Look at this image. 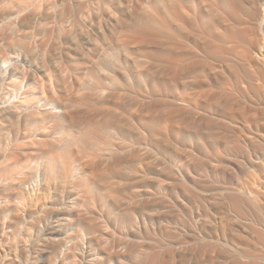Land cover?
Masks as SVG:
<instances>
[{
	"label": "bare ground",
	"instance_id": "6f19581e",
	"mask_svg": "<svg viewBox=\"0 0 264 264\" xmlns=\"http://www.w3.org/2000/svg\"><path fill=\"white\" fill-rule=\"evenodd\" d=\"M21 1H23V0H21ZM73 1L74 0H72V2ZM75 1L73 2V4L75 3ZM93 1H95V0H93ZM105 1H104V3L107 2V1L106 2ZM133 1H135V0H120L119 4L117 3L116 7H114L115 5L113 4L114 9L110 6L111 4L102 5L103 8H104V6H106L105 9L106 10L108 9V13L107 14L104 13V15L100 14L101 17L106 16V18L110 22V23L108 22V25L109 24L111 25V23H112L113 27L112 26L111 27H112V29H114L113 32L116 31L113 33L110 29V32H112L113 34H116V35H117V33L120 34V32L123 34V31L129 32L128 33L129 35H125L122 37L120 35V37H119L120 40L118 41V45L114 49V51L112 49V52H110L109 50H106L107 48L112 47V46L108 45V47H107V44H108L107 43L106 44L107 48L105 47L106 49H104V48H102V46H105V45H102L104 42L101 43L98 40L101 38H103L104 40H107V38L110 39V37L108 36V33H106L102 28H100L101 22L99 23V30L100 29L102 30V32L100 30V33H98L99 31L96 32V29H98V28H96L95 30L90 29V31H88V29L86 30L84 28L85 29L84 32H82V30H84V29L81 28V31H78V28L81 27V24L77 28L78 24H76V21L78 20L77 19L78 16H77V12H76V16H77L76 17L77 20H76L74 18L75 15L73 14V10H72L73 6L70 3V0H51L50 3L46 2V4L49 3L48 4L49 7H48V11L46 10L45 13L43 14V19L48 20V22L50 24L53 23V26H51V28H49V33H47L48 35L45 34V32L44 33L42 32V33L45 35V38L48 37L47 40L50 38L49 36L52 34V32L50 34V31H55L56 35L59 34V37L57 36L59 40H60V38H63V40L68 42L69 47L65 48L67 46L65 44H64L65 47H63V49L65 48V50H68V52H67L68 55H66V52H64L65 50H62V48H61V51L59 49L58 53H57V51H55L53 54L50 52H49L50 54H44V52H43V55H41V56H38L37 55L38 53L34 54L32 52L33 55H31L32 58L30 60V64L26 67V69L24 71L23 68L25 66L22 67V64L13 65L12 64V58H10L9 55H7V54L12 53L13 51H14L13 53L16 54L15 52H17V51H15V48H14V46H16V43L13 47L11 46L12 48H14L13 51H12V49L9 50L12 52L5 53L6 55L4 53H0L1 54L0 55V90L6 91V93H7L6 96L8 95L7 96L8 99L6 98V96H5V98H6L7 102L9 103L7 108L6 107L1 108V110H0V125L5 126V128H6L2 132H0V150L2 149V153H3V156L0 157V173L2 170H5V172H7L6 175H0V187L4 188L2 191H0V196L2 197V200L0 202V222L3 221L2 225H4L6 222V226L0 228V232L4 233V230L11 229L12 233H10V235L12 237H14L15 240L17 238L16 236L19 234L18 236L21 239L24 238V240L26 242H28V243L30 242L29 248L25 247L24 249H21V248L15 246L14 251L17 252L18 254H17V256H15L16 254L14 255L15 258H12L13 261H11L10 264H25V263L35 264V261L34 260L32 261V259L35 258L36 256H34V257H32V256L35 255L34 251H35V249H38V248L40 249L39 251L46 249V251L48 253L45 264H145V261H147V259H148L147 255H145V254H147V250L151 246L148 248V245H146V244H148V242L147 243L143 242V244H141L142 243L141 240L145 236L148 237L151 233V231H149L147 227L149 226L150 229H152V227H153V226L149 225V223H147L146 221L148 220L150 222L149 219H151L150 218L151 212H154V211L157 213L156 214L152 213V215H155L156 216L155 218H157L158 220L161 218L164 219L166 217H169L168 213H171L172 210H171V212L167 211V210H170L172 208V207H170L171 205L169 206L170 209L167 206L168 209L165 210L166 212L165 211L162 212V210H158V208L160 207V205H161V207L164 205V204H162L163 201H161V200L157 201V200H155V198L151 199L152 201L150 200V202H148L149 200L148 201L146 200V202L144 201V204H142L140 206H136L135 201L134 202L131 201L133 204L131 202L128 203L131 199L134 200L139 192L136 190H134V192L131 191L132 197L130 196L131 198L129 200L128 194L130 192L129 193L127 192V194H126V191L123 190L126 184H122V185H124V187L122 186L123 188L121 186H118V188H120V187L122 188V189L120 188V191L117 190V188L112 189L114 191L115 190L118 191L117 196L115 195L116 191L113 192L115 195L114 198H113V196L112 197L108 196V198L109 197L113 198V200H111L112 201L111 204L106 203V204L101 205L102 203H104L106 201H104L105 197L104 198L101 197L102 199L99 197L101 199L100 200L101 202L104 201L102 203L100 201H98L99 203H101L100 207H99V205L94 204L95 198L93 196V193L95 191V187L94 188L88 187V185H87L88 179H90L92 176H89V174H90L89 173L88 174L89 178H87L88 176L84 177L87 175V174L85 175V173H84L86 170L83 172L84 173V175H83V173L81 171H80L81 173L79 172V170L81 168L77 169L78 166L75 165L76 168L74 166V162H75L74 157L76 158V155H77L80 158L81 153L83 151V145H85V143L87 141L92 140L93 137L96 138V137L100 136V134L98 136H95V135H97L98 133H101L103 135V138H104L102 140V141H104V144L102 142H99V145H100V143H102L101 145H102L104 151H102L103 149L101 150L102 147L100 146L99 147L100 151L103 152V153H101L102 156H100V157H102V160H104L107 163L106 164L102 161L103 164H106V168L103 171V174H107V175H104V178H108L109 175H111L113 178L117 179V183L121 182L118 180H123V181L129 180L130 177L132 176V174L136 170V168H135L136 164L142 165L143 164L142 161H144L146 159L150 160L148 158L147 153H146L147 155H144V156L142 155V158L140 157V153H141L140 150H141L142 146H145V144H146V147H144V148H147V146H148L149 148H147V149L151 150L154 148V146H156V143H158V142H156V143L152 142V139L154 137L151 138L150 142L146 141V140H149L148 138L150 136L157 135L159 133V131H158V133H156L157 131L156 132L151 131V132H153V133H151L150 131H148L150 129H148L147 134H146L145 131H143V130H140V132H138L136 130L134 131L131 128L132 127L131 123H133L132 117H134L135 115L131 116L130 115L131 113L127 114L126 111L129 110V111L134 113L135 110L139 109V107H142V106L147 107L146 110L149 109V111H150V109L151 110L156 109L157 112H158L159 106H161V108L164 107L163 108L164 110L168 109V111L171 113V117L169 115V118L172 119L171 123H173L175 126H177V127H173L174 125L172 124V127L169 129L170 132H173V134H175V135L176 134L181 135L180 137H182V141L184 143H188L187 145H189L191 147V150L188 153L190 160H189V162H187V161L186 162L190 164V166H191L190 170L192 169V172H194L193 170H195V174H192V173L188 174L189 176H188L187 182H184L185 184L187 183L188 185L187 184L183 185L184 183L182 181H179V183H178L179 185H180V183H182L183 189L186 190L187 195L189 194L191 196V197H189V200H190V198H192V199H194V201H197L199 203L205 202L206 203L205 206L211 205L212 207H218V209H221V208L224 209L225 208L226 210L230 209V210H234L236 212L241 211L242 213L245 211L247 212V211L252 210V226H251L252 227V233H251L252 234V237H251L252 238V250H251L252 255L251 256H252V264H258L260 262L259 260H264V257H263L264 256V177L261 176L262 173L264 174V0H138L137 3L141 2L138 5H136L137 3L134 4ZM12 2H14V0ZM15 2H14V4H15ZM24 2H26V1L25 0L23 2L19 1L17 3V5L24 6V4H20V3H24ZM86 2H87V0H85V1L82 0L79 3L77 2L80 5V6L79 5L78 6L80 8H82V10L79 11L80 14L82 11L85 12V10H83V9L85 8L84 4H86ZM88 2H89V0H88ZM111 2H112V0H111ZM10 3L11 2H9L8 4H10ZM8 4H7V6H8ZM39 4H41V3H39ZM83 5H84V8H83ZM107 5H109L110 8H112V10L109 8V6L107 8ZM4 6H6V5H4ZM71 6H72V8H71ZM78 6L76 8H78ZM24 7H26V6H24ZM91 7L92 6H90V8ZM6 8H11L12 11L15 10L10 6H8ZM39 8L41 9V7H39ZM23 9H25V8H23ZM33 9H34V7H33ZM38 9H35V11ZM16 10H18V8H16ZM100 10H101V8H100ZM35 11L32 12V14L26 13L28 16H26L22 19L21 24L19 23L20 21L18 22L21 25V27H23L24 29L25 28L31 29V25L34 24L33 18L35 17V14H36ZM87 11H88V9H87ZM217 11L218 12L220 11L218 14L219 17L217 16L218 19H215V14L218 13ZM18 12L20 13L21 11L18 10ZM19 13H17V14H19ZM86 14L85 15L87 17L88 13H86ZM95 14H97V13L95 12ZM14 15H16V13L15 14L10 13L6 17L3 14V16L5 17L4 18L5 22H6V20H8V23L10 24V21L14 20V17H13ZM19 15H21V14H19ZM155 17H157V19H159V22H157V21L155 22V20H156V19H154ZM70 18H73V19L71 20ZM80 18H81V16H80ZM90 18H91V16L89 17V21L91 20ZM68 19H70V20H68ZM82 19L86 21L85 17ZM66 20L69 21L68 23H70V26L67 25L68 23ZM100 20H102V19H100V17H99V21ZM65 22L67 23L66 24L67 28L64 24ZM12 23H15V21ZM78 23H79V21H78ZM7 24L5 26H7ZM63 24H64V26H63ZM242 24L250 25V27L252 26V29L258 30L260 32V33L259 32L258 33L261 34V36H260V38H258L257 42H256V40L254 41L252 39L253 40L252 42L253 43L255 42V44L251 43L250 45L248 44L246 47L247 48L246 51H247L249 58H252V57H254V58L252 60H250L249 58H243L242 57V59L238 60L239 61L238 62L236 60H233L234 54L232 55L233 57H231L232 59L229 58V56H231V55L227 52V46L228 45H232V46L234 45L235 46L236 44L240 43L238 41H239V39L241 41V38H240L242 35L241 30L243 29V27H241ZM75 25H77V26H75ZM89 25H91V24H89ZM105 25H107V24H105ZM86 26H87V24H86ZM8 27H9V25H8ZM5 28L7 29V27H5ZM15 28H17V27H15ZM122 28H124V29H122ZM40 29L42 30V28H40ZM120 29H122L123 31H121ZM239 29H241V30H239ZM8 30H10V29H8ZM12 30H13V28H12ZM118 30H120V31H118ZM245 30L243 32H245ZM29 32H30V30H29ZM79 32L80 33L82 32L81 37H80ZM11 33L8 35H11ZM259 34H258V37H259ZM35 35H37L36 32H35ZM60 35H61V37H60ZM25 36H27V34ZM57 37L55 38L53 36V38H55L56 41H57ZM253 38H255V37H253ZM26 39H25V41H26ZM38 39H40V38H38ZM151 39L152 40L154 39L155 42L153 41L154 44H153V47H151L152 46V41H151V46H149V48L151 47L153 49L150 48L151 49L150 50L148 48V46H145V45H146V43L147 44L149 43L148 45H150ZM243 39L245 40V37H243V35H242V40ZM20 40H23V39H21V37H20ZM34 40H35V38H34ZM63 40H62V42H63ZM117 40H118V38H117ZM7 41H10V40H7ZM25 41H20L19 44L17 43V46L19 48L21 46V48L23 50L25 49L24 54L29 52L27 54L30 55L31 54L30 51L32 49L30 51H28V49H30V47L29 48L27 47L28 49H26V46H28L27 43L29 41L27 43ZM40 41H42V40H40ZM52 41H50V42H52ZM56 41H54V42H56ZM115 41H113V42L115 43ZM142 41L146 42V43L144 44ZM245 41H244V44H245ZM62 42H61V44H62ZM67 42H65V43H67ZM141 42L143 43V45L145 47L142 46ZM165 42L166 43L170 42L168 44L169 47L166 46ZM11 43H12V41H11ZM42 43H43V41H42ZM246 43H248V42H246ZM12 44H14V43H12ZM25 44H27V45L25 46ZM55 44H57V48L61 45L60 42H58V43L56 42ZM58 44H59V46H58ZM40 45L42 46L43 44H40ZM52 45H54V44H52ZM224 45H225L226 49L224 48ZM238 45H241V44H238ZM165 46L167 47V50L169 48L168 52L165 49L166 48ZM61 47H62V45H61ZM237 47L236 46L235 47L230 46L228 48H230V49L232 48L234 50V48L236 49ZM21 48H20V52L23 51ZM34 48H36V47H34ZM99 48L101 50L104 49L102 51L101 55H98V51H100ZM146 48H148V50ZM230 49H228V51L231 53L232 49L231 50ZM262 49H263V52H262ZM48 51H50V50H48ZM20 52H18V54H16L17 57H18V55H20ZM136 52H138V53H136ZM91 53H93V55H91ZM95 53H96V57L94 56ZM144 53H146L147 56L150 54V56H152V58L155 62L156 61L160 62L161 59L162 60L166 59L168 57V53H169L168 58H172V60L171 59H169V60H170V62L172 61V63H173V68H172L173 70L171 69L173 71V73H171L172 77L170 76L171 78H169V80L171 79L170 80L171 83L168 80L169 84H167V86L171 84L170 89H172V90L170 92L168 91L169 94H166L167 92L165 91L166 92L165 93L163 91V90H168V89H166L165 85H164L165 89L162 88V86L164 84L163 81L159 80L158 76L155 75V73H153V72H152V74H153L154 78H151V80H149L148 77H147V80H145L146 78L145 79L143 78L144 81L142 79L141 80L142 82L140 80L136 81V79H134V80L132 79L131 70L135 71L134 73H136V74L134 76L135 77L137 76V79H138V76L140 77V75H143L144 73L148 74V73H150V71H153V70H150V67L148 66V64L151 65V62L148 63L147 65L145 64L146 62L141 64L143 66V68H144V66L149 67V68L145 67V68H147V69L144 68L145 71H142L143 68L140 69L141 66H140L139 60H141L143 57L141 59H139L138 57H140V55L144 56ZM136 54H140V55L137 56ZM247 54L244 55V57L247 56ZM134 55H136L137 57H135ZM243 55H240V56H243ZM31 56H28V57H31ZM66 56H68L69 61L71 59H72V61L78 60L84 64L83 67L85 66V68L83 70H85V73L83 71H81V72L86 75L85 76L83 74L85 76V78L87 79L86 80L87 82L84 81L83 83H80V81H81L80 77L81 76H79L76 71L75 72L77 73L78 77H76L77 75L73 76L74 81L69 82V80L72 79V78H70L72 72L69 73L72 68L69 65H68V67L66 65H64L67 67V68L64 67V70L71 68V69H69V72H68L70 74V77H68L69 80L68 81L65 80L66 79L65 76L62 74L63 73L66 74L67 71L62 72L63 68H61V67L63 65L61 66V64H64L63 59H64V57L67 58ZM240 56H237V57L240 58ZM250 56H252V57H250ZM39 57H41V58H39ZM18 58H20V57H18ZM144 58H146V56ZM69 61H67V62H69ZM76 61H74V63H71V64L73 66L75 65V67L78 68L79 65L76 66L77 65L76 63H78ZM143 61H144V59L141 60V63ZM251 61H252V63H251ZM165 62H166V60H165ZM170 62H169V65H170ZM82 63H78V64H82ZM227 65H231L230 67H232L233 69H235L237 67V70L235 71L236 73H238L239 69L242 72V73H240V71H239V73L242 75L238 76L239 75L238 74L236 76V79L234 78L235 80H233V76H232L233 82L231 81L233 84V85L231 84L232 85L231 87H233L232 91H233V93L236 94L235 98L238 96L237 98H239L238 101L240 103V104L238 103L239 104L238 105L237 103H235L236 102L235 101L233 104L238 105V107L241 111V112L239 111L241 113V115L237 116L240 113H238L236 109H234V110H235V112L238 113L237 115L234 114L235 112L234 113L231 112V110H233V107H234L233 104L230 106L231 99H228V100H230L228 102L229 105L224 106L223 109H222V107H219L221 109H218L217 104L215 102H212V104H215V107L217 109L215 107L213 108L212 106H210L209 103H210L211 99H208L209 103L207 101H205V102H207V104H201V105L186 104L187 100L186 101L183 100V97H182V96H184L183 94L185 92L188 93V94L187 93L186 94L189 97L190 93L188 91H191V94L194 93V95H195V91L197 93L198 90L201 91L204 87H209V89H210L212 87L211 86L212 83H210V81H213V80L217 81V78L216 79L212 78L213 79L212 80L211 77H215L216 75L221 74V73L218 74L217 72L227 71V70H224L225 67L230 68ZM163 67H165V66H163ZM171 67H172V65L170 66V68ZM77 68H74V70ZM79 68L81 69L82 67H79ZM232 68H230V70ZM167 69H168V67H167ZM245 69L247 70V72L245 71ZM148 70H149V72H148ZM171 70H170V72H172ZM230 70H228V71L230 72ZM213 71L215 72V74ZM60 72H62V73H60ZM81 72H79V73H81ZM209 72H211V73H209ZM224 74H225V72H224ZM83 75H82V77H84ZM148 75L150 76V74H148ZM85 78H84V80H85ZM141 78H139V79H141ZM185 78L190 79V80L186 79L185 81H183V79H185ZM152 79H156V80H152ZM77 80H79V81H77ZM219 80H218V83L221 82ZM24 82H25V85L23 86ZM44 84L47 85L48 87L47 86L44 87ZM25 87H28V88L25 89ZM47 89L49 90V92L47 91ZM181 89H183V90H181ZM209 89H204V90L208 91ZM200 91H199V94L201 93ZM209 91L211 92L212 90L210 89ZM213 91H215V90H213ZM199 94L197 93V97ZM208 94H210V93L208 92ZM232 95L234 97V94H231V96ZM201 96L202 95H200V97ZM204 96H205L204 98H202V97L201 98L205 99L206 95H204ZM213 96H214V94L210 97H213ZM193 97L194 96L192 95V98ZM195 97H196V95H195ZM215 97L216 96H214V98ZM186 98L187 97L185 96V99ZM192 98H191V102H192ZM207 98H209V97H207ZM214 98H212V101ZM230 98H232V97H230ZM10 99H12V101H10ZM233 100H235V99L233 98ZM198 101H196V102H198ZM191 102H188V103H191ZM196 102H193V103L195 104ZM200 102H201V100H200ZM226 102H224V103L227 104ZM201 103H203V102H201ZM219 104L222 105L221 103H218V105ZM245 106H247V109H245L246 108ZM46 107H49L48 108L49 110L61 109L63 111V114L57 116L56 114H53V111L47 112V111H45L46 109L44 111H41V108L44 109ZM236 107L237 106H235V108ZM79 108L89 110V111H87V113L90 112V110H91V112L93 110V113H92L93 115H94V110L98 111V113H99L98 118L100 117L99 118L100 121L96 120V122L99 121L97 123L88 122L86 124L87 128L85 130H79V128L84 126V125H78L76 123V119L79 115V113L77 112L79 110ZM144 108H142V109H144ZM163 109L161 110V113L159 111L158 114L160 113L162 115ZM156 110H154V111L156 112ZM154 111H151V112H154ZM251 111L252 112L255 111V114H256V111L260 112L261 115L257 114L258 116L257 117L255 116L253 118V117L249 116L250 114L252 115V113L248 114V112H251ZM164 112L166 113V111H164ZM146 113L143 114V116L145 115L148 118V115L150 113L148 115ZM155 114H154V116H155ZM139 115H141V114H139ZM152 115L153 114H150L149 116H152ZM88 117H89V115H88ZM250 117H251V120H250ZM54 118H56V119H54ZM98 118L95 117V119H98ZM151 118L153 119V117H151ZM166 118L169 121L168 116ZM166 118H164V119H166ZM88 119H90V118H88ZM94 122H95V120H94ZM148 122H149V120H148ZM151 122H149V123L151 124ZM156 122H157V120H156ZM164 122L166 123V120ZM152 123H155V120ZM161 123H158V124H161ZM156 125L157 124H153V126H156ZM134 126H136V125H134ZM150 126H152V125H150ZM167 126H168V123H167ZM157 127H158V125H157ZM135 129H136V127H135ZM160 129H162V128H160ZM164 129H166V127ZM182 129L184 131H185V129H187V132L185 135L182 134L183 133ZM46 130H48V131H46ZM152 130H153V128H152ZM154 130H156V129L154 128ZM215 130L218 133H219L218 130H220V131L222 130L221 132H224V130H225V132H228L230 134L229 135L230 136L229 139L231 141L230 147H228V145H227L228 142L226 143L225 147L221 151H219V149H221V148L217 147L218 153H215V154H218V156L217 155H213V156L210 155L213 158H217V160L211 159V160H209L210 164L204 163L205 165L204 164L201 165V164H199V162L202 161L203 159L201 158L202 160H200L198 162V159L200 158V156L197 154L195 149L196 148L203 149L204 150L203 153H204L205 148L207 149L206 146H208L207 143L210 144V141L213 143V139L216 135L223 134L221 132L219 134H216L217 132L215 133ZM161 132L165 133V130H164V132L163 131H161ZM214 134H215V136H214ZM159 135H160V133H159ZM161 135H164V134H161ZM157 137H158V135H157ZM180 137L178 136L177 138H180ZM101 138H102V136L100 138L98 137L97 141ZM158 138H154V139H156V141H157ZM226 138H225V140H227ZM154 139H153V141H155ZM161 139L164 140V138H161ZM23 140H28L32 146H36L37 148L34 149V151H29L28 153L23 152V154H22V152H20L21 145L18 147V143L23 142ZM178 140H179L180 144L183 143L181 141V139H178ZM94 142L96 143V141H94ZM169 142H171V141H169ZM161 143H162V141H161ZM214 143H216V142H214ZM232 143L234 146H231ZM103 145H105L107 148H105ZM212 145L210 144L209 146H212ZM151 146H153V147H151ZM171 146H174V143ZM178 146L175 145L176 148ZM168 147H170V146L168 145ZM17 148H19V153H17L18 156L15 155V153H16L15 151ZM99 148H96V149H99ZM163 148H165V146ZM187 148H188V146H187ZM87 149H90V148L87 147ZM178 149H179V147H178ZM150 150L144 149L143 151L149 152V154H150ZM182 150H183V148H182ZM17 151H18V149H17ZM86 151L87 150H85L84 152L86 153ZM100 151L98 153H100ZM167 151H168V149H167ZM167 151H165V152H167ZM178 151H180V150H178ZM206 151H208V150H206ZM94 152H95V150L93 151V153ZM78 153L80 155H78ZM142 153H144V152H142ZM176 153H177V151H176ZM167 154H168V152H167ZM179 154H180V152H179ZM219 154L224 155L225 160L218 161L220 159V158L218 159V157H221V155H219ZM149 156L151 157V155H149ZM166 156H168V155H166ZM205 156H207L206 153H205ZM201 157H202V155H201ZM169 158H170V156H169ZM12 159H14V161L16 159V161L14 163V168L9 170V168H10L9 160H12ZM100 159H98V160H100ZM152 160H151V162H152ZM154 160H155V158H154ZM212 160H214L216 163H213ZM12 161H11V163H13ZM97 162L98 161H96V163ZM164 162H165V160L163 161V163ZM144 163H145V161H144ZM161 163L162 162L159 163V166ZM212 163H213V165H212ZM189 164H188V167H189ZM147 165H150V163ZM149 167L152 168L153 166L152 167L149 166ZM155 167H156V165H155ZM159 170H157V171H159ZM169 170H170V166H169ZM75 171H78V173L81 174V175L79 174L80 180H82L83 182L81 181L80 183H82V185H83L82 187L84 188V190H83L84 193L83 194L81 193L82 196L80 194V192H82V190L77 191V194H75L76 195L75 199H77V200H75L73 198V201H72L73 204H71V206L73 205L74 207H76V209L79 208V209H77L78 212L77 211L75 212L76 213L75 215L78 216V218L76 217L77 219L73 220V225L71 223V225L67 226V228H62L61 232L59 230V232H60L59 235H61V238L55 239V237H54V239H55L54 240L51 238H46L47 236L45 235L42 238H38V236H37L38 240L36 241L35 236L34 237L32 236L34 227H35L34 233H36L41 228V227H39V225L41 223L46 224L47 221L50 220L51 218L52 219L57 218V217H54V215H50L48 212V210H55L54 207H56V206H49L48 207V206H46V203H44V205L43 204L41 205V207L44 209H42L38 213L35 212L33 214H30V213L28 214L26 212V209L28 208V206H27L28 204L26 205V200H28L27 197L33 198V197H31L32 196L31 194L33 192L39 190L38 187H42L43 191L49 193V191L51 192V189L55 190V185H56L55 183H57V182H59V184H63V185H66L68 183V185H69V183L71 182L70 178L72 177V173H74ZM101 171L100 172L98 171L99 172L98 175L100 174V176L102 175ZM171 171H174V170H171ZM171 171L168 172L169 175L172 174ZM75 173H77V172H75ZM135 174H136V172H135ZM208 174H211L213 176V177L211 176V178H212V179H210L211 181L214 180L213 178H215L216 180H214L213 182H217V183H221V184L226 183L227 185L226 186H216L214 189H212L213 192H211L209 194L205 193V192H207V190L205 189L204 186H202V184H201L202 181L200 180V178L205 179V177H206V179H209L208 176H210V175H208ZM240 174L244 175L245 177L249 176L252 179V183H253V185H255V187L252 188V191L248 190V189L244 190L240 187V185H237L238 183L235 184V182H237V180H238V175H240ZM14 175L19 176L18 182H20V186L17 188H8L6 190L7 178L9 176H10V178H12V177H14ZM196 175H199V176H196ZM2 176H7V177H2ZM112 177H109L110 179H107V180L111 181ZM218 178L220 180H218ZM69 179H70V181H69ZM107 180H106V182L104 181L105 182L104 186L107 185L106 184ZM142 181H141V184H142ZM102 182L103 181H101L100 184H102ZM112 182H114V180H112ZM112 182H110V183H112ZM42 183H43V185H42ZM110 183H108V185ZM11 184L12 183H9L8 186H10ZM71 184H74V182L70 183V185ZM100 184L97 183V185H100ZM110 185H112V184H110ZM174 185L176 186V184H174ZM72 186L77 187L76 185H72ZM113 186H114V183H113ZM133 186H136V185H133ZM62 187L63 186L61 185V188ZM180 188H181V186H180ZM161 189H163V188H161ZM184 190H182V188H181V191H184ZM121 192H125L124 196L128 195L123 199L124 202L122 201L123 194ZM79 194H80V196H79ZM120 194L122 195V198H121ZM146 194H147V192H146ZM14 195H15V197H13L12 200H15L16 201V202L14 201L15 203H13L12 200L9 199L11 196H14ZM139 195H141V194H139ZM139 195H138V197H139ZM127 197H128V201L127 200L125 201V199ZM151 197H155V196H151ZM36 199L38 200L39 198H36ZM36 199L34 200V202L36 201ZM107 199H105V200H107ZM107 201L109 202L110 199ZM98 202H97V204H98ZM157 202H160L159 203L160 205H157L158 204ZM197 202H195V203H197ZM10 203L14 204V205H12L13 209H11L10 206H7ZM29 203H30V200H29ZM92 203L94 204L95 207H93ZM155 203H157V204H155ZM59 204L61 205L63 203L61 202ZM53 205H56V204H53ZM89 205L90 206L92 205V207L95 209L97 206V208L99 207L100 209L99 210L98 209L91 210L93 208L89 207ZM29 206H30V204H29ZM66 207L68 208V207H70V205L69 206L67 205ZM164 207H166V205ZM173 207H175V206H173ZM184 207H186V206H184ZM82 208H83V210H82ZM176 209H178V208H176ZM186 209H187L186 211H188L187 207H186ZM189 209H190V207H189ZM14 211H18V212H22V213L26 212V217L24 218V214H20L21 217L16 216L15 214H13ZM116 211H117V213H114ZM145 213H146V215L149 213L147 215V218H144V217H146L144 215ZM174 213H175V211H174ZM189 213H190V211H189ZM35 214H36V217H35ZM236 214H238V213H236ZM177 215L180 216V214H177ZM238 215H240V214H238ZM246 215L243 214L242 216H246ZM187 216H189V215H187ZM191 216H192V214H191ZM152 217L154 218V216H152ZM138 218H139L140 222H142V224H144L143 227H145V228H142V225L140 228L139 223L137 224ZM153 218L151 219L150 224H152ZM174 218H177V217H174ZM187 218H189V217H187ZM136 219H137V221H136ZM145 219H146V221H145ZM172 219H173V217H172ZM173 221H175V220H173ZM143 222H145V223H143ZM182 223L183 222H181L179 224H182ZM69 224H70V221H69ZM110 224H113L114 226L113 225L112 226L116 229V230L115 229L114 230L119 232V235L118 236L116 235L117 239H116V236L114 235V233L112 234V232L114 231V230H112L113 228L110 229L112 232L108 230V228H110L109 227ZM135 225L137 226V228H134V227H136ZM145 225H147V227ZM161 225H162V222H161ZM161 225H160V227H161ZM188 225L191 226V224H188ZM164 226H162V227H164ZM168 226H166V228H164L165 233L163 232L164 234L167 233L166 236L173 229H175V228L170 229V227H168ZM195 226H196V224H195ZM37 227H39V229ZM187 227H189V226H187ZM155 228H157V227L154 226V229ZM178 228L176 227L177 231L180 229V228L179 229ZM222 228H220V230ZM43 229L44 228H41L40 233H42ZM160 229L163 231L162 228H160ZM181 229H180V231L183 232L182 231L183 229L182 230ZM190 229H191V227H190ZM166 230H171V231L168 232ZM248 230H247V232H249L251 229L249 231ZM21 231L23 232V236H24L23 238L20 236ZM190 231H192V230H190ZM234 231H235V229H234ZM118 232H116V234ZM160 233H158V234H160ZM171 233H175V231L171 232ZM225 233H226V231H225ZM36 234H38V233H36ZM212 234H215V232ZM177 235L175 234V236H177ZM179 235H181V234H179ZM39 236H41V234ZM42 236H43V234H42ZM178 236H177V238H178ZM186 236L189 237L190 235L188 234ZM111 237H113V238L111 239ZM119 237H121V238H119ZM171 237H173V236L171 235ZM233 237H235V236L233 235ZM14 238H13V241H15ZM20 238L18 239V241L20 240ZM33 238L35 239L36 242H33L34 241ZM183 238L185 239L184 234H183ZM144 239L142 241H144ZM154 239H156V238H154ZM200 239H201V237H200ZM245 239H247V238H245ZM167 240H169V239H167ZM247 240L249 241V239H247ZM21 241H23V240H20L19 242H21ZM162 241H163V238H162ZM162 241H161V243H162ZM179 241H180V239H179ZM212 241L213 240H211L210 242H212ZM210 242H208V243H210ZM218 242H221V241H218ZM250 242H251V240H250ZM3 243L4 242L0 239V247H2V248L4 245ZM159 243H160V241H159ZM164 243H165V241H164ZM195 244L193 243V245H195ZM230 244H232V241ZM23 245H25V244H23ZM25 246H28V245H25ZM206 246H208L207 241H206ZM214 246H215V244H214ZM172 247H174V246H172ZM144 248H147V250ZM197 248H199V247H197ZM247 248H249V247H247ZM142 249L146 250V251L143 250L144 251L143 254L145 256H141V254L143 252V251H141ZM150 249H152V248H150ZM172 249H175V248H172ZM164 250H165V247H164ZM14 251H13V254L15 253ZM156 251L154 250L153 252H156ZM168 251H171V248ZM158 252H159V249H158ZM171 252H173V250ZM243 252H245V251H243ZM248 252H250V251H248ZM148 253H151V251ZM227 253H225V254H227ZM238 254H240V253H238ZM160 255H162V254L158 255L156 253V256H160ZM2 256H5V255L2 254ZM152 256H153V254L151 255V257ZM90 257H93V259ZM145 257H147V258H145ZM166 257H167V255H166ZM168 257H169V255H168ZM17 258L19 259V261L15 260ZM153 258H154V256H153ZM153 258H150V259H153ZM160 258H158V259H160ZM0 259H3V257ZM162 259L164 260L165 258H162ZM163 260H162V262H163ZM243 260H245V259H243ZM88 261H89V263H88ZM250 261H251V259H250ZM257 261H259V262H257ZM147 262L149 264V260ZM237 262H239V261L237 260ZM0 264H6V262L2 263V261H1ZM157 264H159V263H157Z\"/></svg>",
	"mask_w": 264,
	"mask_h": 264
},
{
	"label": "rangeland",
	"instance_id": "374dc122",
	"mask_svg": "<svg viewBox=\"0 0 264 264\" xmlns=\"http://www.w3.org/2000/svg\"><path fill=\"white\" fill-rule=\"evenodd\" d=\"M4 1V2H3ZM13 0H0V53H10V52H12L13 51V49L15 48V51H17V52H15L16 54H18V52H20V48H21V46H20V48L17 46V43L19 44V42L20 41H25V39H26V43L28 44V46H26L27 44H25V46H26V49H28L29 47H30V49H28V51H30L31 49L33 50H31L30 52H31V54L29 55V54H27V53H29V52H27L26 54H24L25 52V49L23 50L22 48V52H20V55H18V57H20V58H18L17 57V55L16 54H14L13 52L12 53H10V54H7V55H9V57L10 58H12V64L13 65H20V64H22V67L23 66H25L23 69H24V71H25V69H26V67L30 64V60H31V58H32V56L31 55H33V53L34 54H37L38 56H41V55H43V52H44V54H50V53H54L55 51H57V53L59 52V49H60V51H61V48H62V50H65V48H68L69 46H68V42L67 41H65V40H63V38H60V40L58 39V37H59V34H57L56 35V32L55 31H50V34H51V32H52V34L49 36L50 38L47 40V38L48 37H46L45 38V35L43 34L44 32H45V34H47V33H49V28H51V26H53V23H49L48 22V20H45V19H43V14L45 13V11L47 10L48 11V7H49V3H50V1L51 0H25L26 2H24V3H20V4H24V6H26V7H24V6H20V5H17V3L20 1V2H23V1H21V0H14V2H15V4H14V2H12ZM33 1V2H32ZM75 1V0H74ZM73 1V2H74ZM82 0H76L75 1V3L73 4V2H72V0H70V3L72 4V6H73V8H72V6H71V8H72V10H73V14L75 15V19H76V17H77V21H76V24H78V26L77 25H75V26H77V28L80 26V24H81V27H79L78 28V31H81V28H85L86 30L88 29V31H90V29L91 30H95L96 28H98V29H96V32H98V33H100V30H99V23L101 24L100 25V28H102L106 33H108V36L110 37V39L109 38H107V40H104L103 38H101V39H98L99 40V42H101V43H103L102 45H105V46H102V48H104V49H106L107 47H108V45L109 46H112V47H109V48H107L106 50H109L110 52H112V49H113V51H114V49L117 47V45H118V41L120 40L119 39V37H120V35H121V37L122 36H125V35H129L128 33L129 32H126V31H123L122 29H124V28H122V29H120L121 31H123V34L120 32V34H118L117 33V35L116 34H113L114 32H116V31H114L113 32V30L114 29H112V23H111V25L109 24L108 25V22H109V20L106 18V16L104 17H101V15L100 14H102V15H104V13L105 14H107L108 13V9L106 10L105 9V7L106 6H104V8H103V6L102 5H105V4H111L110 6L113 8V6L114 7H116V5H117V3L119 4V1L120 0H112V2H111V0H95V1H93V0H89V2H88V0H87V2H86V4H84L85 5V8H84V5H83V10H85V12L84 11H82L81 12V14H80V10H82V8H80L79 6V2H81ZM83 1H85V0H83ZM91 1V2H90ZM104 1L106 2V3H104ZM110 1V2H109ZM136 1V2H135ZM135 1H133V3L134 4H136L137 2H138V0H135ZM6 2V3H5ZM9 2H11L10 4H8ZM46 2H49L48 4H46ZM78 2V3H77ZM115 2V3H114ZM39 3H41V4H39ZM93 3V4H92ZM97 3V4H96ZM139 3H141V2H139ZM139 3H137L136 5H138ZM3 4V5H2ZM7 4H8V6H10V7H12L13 9H15L14 11H12L11 10V8H6V7H8L7 6ZM114 4V5H113ZM4 5H6V6H4ZM37 5V6H36ZM39 5V6H38ZM41 5V6H40ZM45 5V6H44ZM79 5V6H78ZM3 6V7H2ZM14 6V7H13ZM20 8H19V7ZM36 6V7H35ZM75 6V7H74ZM78 6V8H76ZM90 6H92L91 8L93 9H91L90 8ZM108 6L109 5H107V8H108ZM110 6H109V8H110ZM25 8V9H23V8ZM33 7H34V9H33ZM39 7H41V9L38 8ZM46 7V8H45ZM95 7V8H94ZM16 8H18V10L19 11H21L20 13L18 12V10H16ZM88 9V11H87V9ZM90 8V9H89ZM99 8V9H98ZM100 8H101V10H100ZM112 8H110L111 10H112ZM10 9V10H9ZM35 9H38V10H36L35 11ZM79 9V10H78ZM114 9V8H113ZM9 10V11H8ZM78 10V11H77ZM100 10V11H99ZM106 10V11H105ZM110 10V11H111ZM8 11V12H7ZM11 11V12H10ZM24 11V12H23ZM36 12V14H35V17L33 18V22H34V24H32L31 25V29L30 28H28V29H24L23 27H21V21H22V19L24 18V17H26V16H28L27 14H32V12ZM99 11V12H98ZM23 12V13H22ZM75 12V13H74ZM76 12H77V16H76ZM95 12L98 14H95ZM218 12V11H217ZM220 12V11H219ZM219 12L217 13V14H215V19H218V17H219ZM10 13H13V14H15L16 13V15H14L13 17H14V20L13 21H10V24L8 23V20H6V22H5V17L8 15V14H10ZM17 13H19V14H21V15H19V14H17ZM27 13V14H26ZM79 13V14H78ZM86 13H88V16L86 17ZM3 14L5 15V17L3 16ZM86 14V15H85ZM94 14V15H93ZM18 16V17H17ZM80 16H81V18H80ZM91 16V20L89 21V17ZM93 16V17H92ZM98 16V17H97ZM218 16V17H217ZM4 19H2V18ZM86 18V21L85 20H83L82 18ZM99 17H100V19H102V20H100L99 21ZM154 17V16H153ZM21 18V19H20ZM97 20H96V19ZM105 18V19H104ZM20 19V20H19ZM71 20L73 19V18H70ZM70 19H68V20H70ZM74 19V20H75ZM80 19V20H79ZM88 19V20H87ZM154 19H156L155 20V22L157 21V22H159V19H157V17H155ZM17 20V21H16ZM35 20V21H34ZM68 20H66L67 21V23L69 22ZM107 22H106V21ZM15 21V23H12V22H14ZM20 21V22H19ZM78 21H79V23H78ZM84 23H83V22ZM92 21V22H91ZM20 24H19V23ZM71 22V21H70ZM88 22V23H87ZM91 22V23H90ZM7 24V26H5L6 24ZM12 23V24H11ZM66 22L64 23L65 24V26H66V28H67V25L68 26H70V23H68L67 24ZM87 24V26H86V24ZM104 23V24H103ZM110 23V22H109ZM243 23V22H242ZM64 24H63V26H64ZM67 24V25H66ZM84 24V25H83ZM89 24H91V25H89ZM105 24H107V25H105ZM4 25V26H3ZM8 25H9V27H8ZM12 25V26H11ZM103 25V26H102ZM247 25V24H246ZM245 24H242V26L241 27H243V29L241 30V29H239V30H241L242 32V35H243V37H245V44H244V41L242 40V35H241V41H240V39H239V41L238 42H240V43H238V44H241V45H238V44H236L235 46L237 47L236 49L234 48V50L232 49V51H231V53L228 51V49H230V48H228V47H235L234 45L232 46V45H228L227 46V52L231 55V56H229V58H231V57H233L232 55L234 54V57H233V60H236V61H238V60H241L242 59V57L243 58H249V56H248V54H247V51H246V47H247V45L249 44H251V43H253L252 41L254 40H256V42H257V40H258V38H260V36H261V34H259L260 32L258 31V30H253L252 29V26L250 27V25H247L246 26ZM14 26V27H13ZM37 26V27H36ZM41 26V27H40ZM83 26V27H82ZM112 26V27H111ZM5 27H7V29L5 28ZM11 27V28H10ZM15 27H17V28H15ZM39 27V28H38ZM90 27V28H89ZM93 27V28H92ZM240 27V28H241ZM245 27V28H244ZM12 28H13V30H12ZM34 28V29H33ZM37 28V29H36ZM40 28H42V30L40 29ZM44 28V29H43ZM247 28V29H246ZM2 29V30H1ZM8 29H10V30H8ZM48 29V30H47ZM80 29V30H79ZM85 29L84 30H82V32H84L85 31ZM106 29V30H105ZM110 29H111V31L113 32H110ZM246 29V30H245ZM29 30H30V32H29ZM120 30H118V31H120ZM128 30V29H127ZM245 30V32H243ZM32 31V32H31ZM37 33V35H35V32ZM41 31V32H40ZM48 31V32H47ZM103 31V32H104ZM12 32V33H11ZM28 32V33H27ZM40 32V33H39ZM43 32V33H42ZM82 32L80 33V37H81V34H82ZM101 32H102V30H101ZM253 32V33H252ZM255 32V33H254ZM259 34V37H258V34ZM11 33V35H8V34H10ZM34 33V34H33ZM54 33V34H53ZM58 33V32H57ZM127 33V34H126ZM24 34V35H23ZM27 34V36H25ZM110 34V35H109ZM246 36H245V35ZM30 35V36H29ZM32 35V36H31ZM42 35V36H41ZM44 35V36H43ZM48 35V34H47ZM46 35V36H47ZM113 35V36H112ZM115 35V36H114ZM11 36V37H10ZM25 36V37H24ZM34 36V37H33ZM53 36L56 38L57 36V41L55 40V38H53ZM112 36V37H111ZM8 37V38H7ZM17 37V38H16ZM20 37H21V39H23V40H20ZM25 39H24V38ZM31 39H30V38ZM60 37H61V35H60ZM253 37H255V38H253ZM257 37V38H256ZM34 38H35V40H34ZM37 38V39H36ZM38 38H40V39H38ZM112 38V39H111ZM117 38H118V40H117ZM103 39V40H102ZM114 39V40H113ZM253 39V40H252ZM7 40H10V41H7ZM20 40V41H19ZM40 40H42L43 41V43H42V41H40ZM46 40V41H45ZM52 41V42H50V41ZM62 40H63V42H62ZM102 40V41H101ZM116 40V41H115ZM11 41H12V43H14V44H12L11 43ZM14 41V42H13ZM38 41V42H37ZM48 41V42H47ZM54 41H56L57 43L58 42H60V44H61V42H62V47H61V45L59 46V44H58V48H57V44H55L56 42H54ZM113 41H115V43L113 42ZM151 41H152V46H151ZM155 42V40L153 39H151L150 40V45H148L146 42H143L144 44L146 43V45L145 46H148V48H149V46H151V47H153V44H154V42ZM41 42V43H40ZM65 42H67V43H65ZM112 42V43H111ZM140 42V41H139ZM138 42V43H139ZM141 42V43H142ZM246 42H248V43H246ZM15 43H16V46H14L15 45ZM30 43V44H29ZM108 43V44H107ZM143 43H142V46H144L143 45ZM166 43V42H165ZM170 43V42H169ZM168 42L166 43V46H168L169 47V44ZM40 44H43L42 46L40 45ZM49 46H48V45ZM52 44H54V45H52ZM64 44L65 45H67L66 47L64 46ZM106 44H107V47H106ZM253 44H255V42L253 43ZM252 44V45H253ZM138 45V44H137ZM140 45V44H139ZM14 46V48H12V47ZM32 46V47H31ZM36 47V48H34V47ZM56 46V47H55ZM144 46V47H145ZM165 46V47H166ZM11 47V48H10ZM28 47V48H27ZM38 47V48H37ZM42 47V48H41ZM53 47V48H52ZM63 47H65L64 49H63ZM106 47V48H105ZM150 47V48H151ZM6 48V49H5ZM19 48V49H18ZM58 50H57V49ZM101 48V47H100ZM99 48V49H100ZM148 48H146L147 50H148ZM149 48V49H150ZM224 48H225V45H224ZM12 49V51H9V50H11ZM40 49V50H39ZM55 49V50H54ZM103 49V50H104ZM151 49H153V48H151ZM150 49V50H151ZM166 50H167V47L165 48ZM226 49V48H225ZM230 49V50H231ZM48 50H50V51H48ZM103 50H101L100 49V51H98V55H101L102 54V51ZM168 50H169V48H168ZM168 50H167V52H168ZM245 50V51H244ZM36 53H35V52ZM225 51V50H224ZM33 52V53H32ZM42 52V53H41ZM50 52V53H49ZM64 52H66V55H68L67 54V52H68V50H65ZM63 52V53H64ZM226 52V53H227ZM246 52V53H245ZM262 52H263V49H262ZM136 53H138V52H136ZM245 53V54H244ZM3 54V55H4ZM65 54V53H64ZM246 55L247 54V56H245L244 57V55ZM1 55V54H0ZM6 55V54H5ZM91 55H93V53H91ZM137 56L138 55H140V54H136ZM136 55H134L135 57H137ZM240 55H243V56H240ZM28 56H31V57H28ZM65 56V55H64ZM94 56L96 57V53L94 54ZM146 56V58H144ZM236 56V57H235ZM237 56H240V58L239 57H237ZM67 58H68V56H66ZM143 57V58H142ZM151 57V58H150ZM168 57H169V53H168ZM166 58V59H164V60H160V62L159 61H154L153 60V58H152V56H150V54L147 56V54L146 53H144V56L143 55H140V57H138L139 59H141V60H143L144 59V61L141 63V60H139V63H140V66H141V68L140 69H142L143 68V66L141 65V64H143V63H145L146 65L148 64V63H150L151 62V65L150 64H148V66L150 67V70H153V71H150V73H148V74H150V76L147 74V73H144L143 75H140V77L138 76V79H137V76L135 77L134 75L136 74V73H134L135 71H132L131 70V74H132V79L134 80V79H136V81L137 80H142L143 78L145 79V80H147V77H148V79L149 80H151V78H154L153 77V74H152V72L153 73H155V75H157L158 76V78H159V80H162L163 81V86H162V88L163 89H165V87H166V89H168V90H163L166 94H169V92L172 90V89H170L171 88V84L170 85H168L167 86V84H169V81L171 80H169V78H171L172 77V74L171 73H173V63H172V61L170 62V60L169 59H171L172 60V58ZM250 57H252V56H250ZM258 57V56H257ZM18 58V59H17ZM29 58V59H28ZM39 58H41V57H39ZM67 58H65L64 57V59H63V61H64V64H61V68H63L61 71L62 72H66L67 71V73L69 72V69H71L70 70V72L69 73H71V77H70V74L68 75L67 73V75L65 74V73H63L62 75H64L65 76V80L66 81H68L69 80V78L68 77H70V78H72V79H70L69 80V82H72V81H74V78H73V76H75V75H77V73H78V75L79 76H81L80 77V79H81V81H80V83H83L84 81H86L87 79L85 78V70H83L84 68H85V66L83 67V63L82 62H80V61H76V60H74V61H76V62H78V63H82V64H78V63H76L77 65L76 66H78V68L79 67H82L81 69L79 68H77V67H75V65L73 66L71 63H74V61H72V59L69 61V58L67 59ZM237 58V59H236ZM239 58V59H238ZM254 57H252V58H249L250 60H252ZM232 59V58H231ZM28 60V61H27ZM66 60V61H65ZM146 60V61H145ZM165 60H166V62H165ZM62 61V62H63ZM67 61H69V62H67ZM149 61V62H148ZM163 61V62H162ZM21 62V63H20ZM169 62H170V65H169ZM239 62V61H238ZM251 63H252V61H251ZM153 64V65H152ZM155 64V65H154ZM226 64V63H225ZM64 65H66L67 67H68V65L71 67V68H69V69H65L64 70V67L65 68H67L66 66H64ZM72 65V66H71ZM81 65V66H80ZM172 65V67L170 68V66ZM148 66H144V68L145 67H148ZM157 68H156V67ZM163 66H167L168 67V69H167V67L165 68V67H163ZM226 66V65H225ZM227 66H231V65H227ZM77 68V69H75L74 70V68ZM148 67V68H149ZM152 67V68H151ZM234 67V66H233ZM87 68V67H86ZM144 68H143V70L142 71H145L144 70ZM230 68H232V67H230ZM230 68H227V67H225L224 68V70H227V71H224L225 72V74H224V72H217L218 74L219 73H221L220 75H214L215 77H211V79L212 78H214V79H216L217 78V81L216 80H213V81H210V83H212L211 84V92L209 91L210 89H209V87H204L201 91L200 90H198V94H199V91L201 92L199 95H198V97H197V93H196V91H195V95H196V97L198 98H196L195 97V95H194V93L193 94H191V91H188L190 94H189V97L187 96V92H183L184 94V96H182L183 97V100H187V103L186 104H191V105H201V104H207V102L209 103V101H208V99H211V101H210V106H212L213 108L215 107V104H212V102H215L216 104H217V107H218V109H221V108H219V107H222V109H223V107L224 106H228L229 105V101L230 100H228V99H231V103H230V106L235 102V103H239V98H235V96H236V94L235 93H233V91H232V89H233V87H231L233 84H232V82H233V80H235L236 79V76L238 75V76H240V75H242V74H240V73H242L241 71H240V69H239V71H240V73H239V71H238V73H236L235 71L237 70V67L235 68V69H231L230 70ZM239 68V67H238ZM145 69H147V68H145ZM156 69V70H155ZM172 71V72H170V70ZM155 70V71H154ZM167 70V71H166ZM228 70H230V72L228 71ZM242 70V69H241ZM249 70V69H248ZM77 73H76V72ZM81 71H83L84 73H82ZM141 71V72H142ZM233 71V72H232ZM243 71V70H242ZM245 71L247 72V70L245 69ZM62 72H60V73H62ZM79 72H81V73H79ZM148 72H149V70H148ZM214 72V71H213ZM232 72V73H231ZM59 73V74H60ZM169 73V74H168ZM209 73H211V72H209ZM234 73V74H233ZM85 76H84V75ZM166 74V75H165ZM171 74V75H170ZM214 74H215V72H214ZM231 78H229L227 75ZM61 75V74H60ZM61 75V76H62ZM78 75L76 76V77H78ZM82 75L84 76V77H82ZM223 75V76H222ZM226 75V76H225ZM63 76V77H64ZM143 76V77H142ZM152 76V77H151ZM171 76V77H170ZM219 76V77H218ZM232 76H233V80H232ZM62 77V78H63ZM135 77V78H134ZM142 77V78H141ZM161 77V78H160ZM163 77V78H162ZM83 78V79H82ZM84 78H85V80H84ZM139 78H141V79H139ZM220 80H219V79ZM235 78V79H234ZM76 79V78H75ZM144 79H143V81H144ZM167 79V80H166ZM187 78H185V79H183V81H185ZM223 79V80H222ZM228 79V80H227ZM152 80H156V79H152ZM158 80V79H157ZM169 80V81H168ZM187 80H190V79H187ZM218 80L219 81H221V82H219L218 83ZM77 81H79V80H77ZM232 81V82H231ZM87 82V81H86ZM142 82V81H141ZM215 82V83H214ZM170 83H171V81H170ZM214 83V84H213ZM232 84V85H231ZM25 85V82H24V84H23V86ZM164 85H165V87H164ZM216 85V86H215ZM45 86H47V85H45L44 84V87ZM214 86V87H213ZM32 87V86H31ZM48 87V86H47ZM46 87V88H47ZM28 87H25V89H27ZM79 88V87H78ZM45 89V88H44ZM170 89V90H169ZM204 89H209L208 91L207 90H204ZM181 90H183V89H181ZM213 90H215V91H213ZM218 90V91H217ZM47 91L49 92V90L47 89ZM46 91V92H47ZM169 91V92H168ZM204 91V92H203ZM3 92V93H2ZM208 92L210 93V94H208ZM213 92V93H212ZM187 93V94H186ZM208 95H207V94ZM6 91H3V90H0V110H1V108H7L8 107V105H9V103L7 102V100H6V98L8 99V95L6 96ZM186 94V95H185ZM214 94V96H216L215 98H214V96L213 97H210V96H212ZM231 94H234V97H233V95L231 96ZM2 95V96H1ZM4 95V96H3ZM191 95V96H190ZM192 95L194 96L193 98H192ZM200 95H202L201 97L202 98H204L205 96L204 95H206V98L205 99H202L201 97H200ZM5 96H6V98H5ZM185 96L187 97L186 99H185ZM207 97H209V98H207ZM230 97H232V98H230ZM181 98V97H180ZM191 98H192V102H191ZM212 98H214L213 99V101H212ZM218 98V99H217ZM233 98L235 99V100H233ZM196 101H198L199 99L201 100V102H203V103H201L200 102V100L198 101V102H196ZM190 100V101H189ZM204 100V101H203ZM10 101H12V99H10ZM205 101H207V102H205ZM227 101V102H226ZM241 101V100H240ZM188 102H191V103H188ZM193 102H196L195 104L193 103ZM224 102H226L227 104H225ZM193 103V104H192ZM218 103H221L222 105H218ZM233 104V110H231V112H235V110L234 109H236L237 110V112L238 113H240L241 111H240V109H239V107H238V105L240 104ZM182 105V104H181ZM214 105V106H213ZM235 106H237L236 108H235ZM145 106H142V107H139V109H137V110H135L134 111V113L133 112H131V111H129L128 109V111H126L127 112V114H129V113H131L130 115L131 116H133V115H135L134 117H132L133 118V120H132V122L133 123H131L132 124V129L135 131H138V132H140V130H143V131H145V133L147 134V130L148 129H150V130H148V131H157L156 133H158V131H159V133H160V135H159V133L157 134L158 135V137H157V135H154V136H150L148 139L149 140H146V141H149L150 142V140H151V138L152 137H154V138H158L157 139V141H156V139H154L155 141H153V139H152V142H154V143H156V142H158V143H156V146H154V148L153 149H147V148H149L148 146H147V148H144V147H146V144H145V146H142V148H141V150H140V157L142 158V155L144 156V155H147L148 154V158L150 159V160H148V159H146V160H144L145 161V163H144V161H142V165L141 164H136L135 165V168H136V170H135V172H136V174H135V172L132 174V176L130 177V179L129 180H127V181H123V180H118V181H121V182H118L117 183V179L116 178H113L111 175H109V177H112L111 178V181L110 182H112V180H114V182H112V183H110L107 179H110L109 177L108 178H104V175H107V174H103V171L105 170V168H106V162L104 161V160H102V157H100V156H102L101 155V153H103L102 151H104V149H103V147H102V143L104 144V141H102L104 138H103V135L101 134V133H98L97 135H95V136H98L99 134H100V136H98L99 138L102 136V138L101 139H99L98 141H97V139H98V137H93V139L92 140H89V141H87L86 143H85V145H83V151H82V153H81V156H80V158H79V156H77L76 155V158L74 157V161L76 162H74V166L76 165V166H78L77 167V169H80L79 170V172L81 171L82 173L84 172L85 173V175L86 176H84V177H87L88 176V174H89V176H92L90 179H88V187H95V191H94V193H93V196H94V198H95V202H94V204H96V205H99V207H100V204L102 203V202H104V201H106V202H104V203H102L101 205H103V204H106V203H108V204H111L112 203V201L111 200H113V198L115 197V195L117 196V190H119L120 191V188L123 186L124 187V185H122V184H126L125 185V187H124V189L123 190H125L126 191V194H127V192L129 193L128 195H129V200H130V198L132 197L131 195H132V192L131 191H133L134 192V190H136V191H138L137 193H138V195L139 194H141V195H139V197H138V195L136 196V198L134 199V200H130L128 203H130L131 201L132 202H136L135 203V205L136 206H140V205H142V204H144V201L146 202V200L148 201V202H150V200L151 199H153V198H155V200H157V201H163V203L162 204H164L162 207H161V205L159 204L160 202H157V203H155V204H157V205H160V209L158 208V210H162V212L163 211H165V210H167L168 209V207L170 206V207H172L171 209H170V207H169V209L170 210H167V211H170L171 212V210H172V212L171 213H168L169 215V217H166V218H161V219H157V218H155L156 216L155 215H152V213H157V212H151V216H150V218L152 219L153 217L152 216H154V218H153V222H152V224H150L151 223V219H149L150 220V222L147 220L146 221V219H145V221L147 222V223H149V225H151V226H153L152 227V229H150L149 228V226L147 227V225H145L147 228H148V230L149 231H151V233H150V237L148 236V237H144L143 239H144V241H142L141 239V244H143V242H148V244H146V245H148V248L150 247V248H152V249H148L147 250V248H144V249H146L147 250V254H145V255H147V257H148V259H147V261L149 260V264H157V263H159V264H252V252H251V250H252V210L251 211H245V212H241V211H239V212H236V211H234V210H230V209H223V208H221V209H218V207H212L211 205H206L205 206V202L203 203V202H197V201H194V199H192V198H190V200H189V197H191L189 194V196L187 195V192H186V190H184L183 189V186H182V183H180V185L178 184L179 183V181H182L183 183L184 182H187V179H188V174H195V170H193L194 172H192V169L190 170V168H191V166H190V164L189 163H187V162H189V152H190V150H191V147L189 146V145H187L188 143H184L183 141H182V137H180L181 135H175V134H173V132H170V128L172 127V124L173 123H171L172 122V119L171 118H169V115H170V117H171V113L168 111V109L166 110H164L163 108L164 107H162L161 108V106H159V108H158V112L160 111V113H161V110L163 109V111H162V115L159 113L158 114V112H157V110L156 109H153V110H151L150 109V111H149V109L148 110H146L147 109V107H145ZM158 107V106H157ZM246 108L245 109H247V106H245ZM49 107H46V108H41V111H44L45 109V111H47V112H52L53 111V114H56L57 116H59V115H61V114H63V111L61 110V109H51V110H49L48 109ZM124 108V107H123ZM142 108H144V109H142ZM155 108V107H154ZM161 108V109H160ZM216 108V107H215ZM43 109V110H42ZM126 109V108H125ZM217 109V108H216ZM239 109V110H238ZM154 110H156V112L154 111ZM87 111H89V110H87V109H83V108H79V110L77 111L78 113H79V115H78V117H77V119H76V123L78 124V125H84L83 127H81V128H79V130H85L86 128H87V123L88 122H90V123H97V122H99L100 120H99V118H98V111H96V110H94V115L92 114L93 113V110H92V112H91V110H90V112H88L87 113ZM97 113H96V112ZM125 111V110H124ZM149 111V112H148ZM151 111H154V112H151ZM164 111H166V113L164 112ZM240 111V112H239ZM147 112V113H146ZM151 112V113H150ZM165 114H164V113ZM237 112H235L234 114L235 115H237L238 113ZM101 113V112H100ZM133 113V114H132ZM153 114L152 116H149L148 115V118L144 115L143 116V114ZM156 113V114H155ZM250 113H252V115L250 114ZM89 115V117H88V115ZM91 114V115H90ZM139 114H141V115H139ZM154 114H155V116H154ZM248 114H250L249 116H251V117H257L258 115L257 114H260V112H257L256 111V114H255V111H251V112H248ZM247 114V115H248ZM255 114V115H254ZM97 115V116H96ZM165 115V116H164ZM239 115H241V113L240 114H238L237 116H239ZM261 115V114H260ZM95 116L96 118H98V119H95V117L93 118V117ZM161 116V117H160ZM164 116V117H163ZM168 116V119H169V121L167 120V117ZM248 116V117H249ZM151 117H153V119L151 118ZM156 117V118H155ZM163 117V118H162ZM251 117H250V120H251ZM88 118H90V119H88ZM145 118V119H144ZM164 118H166V119H164ZM252 118V119H253ZM54 119H56V118H54ZM149 120V122H153L154 120H155V123H152L151 122V124L148 122V120ZM152 119V120H151ZM164 119V120H163ZM94 120H95V122H94ZM96 120H99V121H97L96 122ZM156 120H157V122H156ZM166 120V123L164 122ZM93 121V122H92ZM159 121V122H158ZM162 123H161V122ZM79 122V123H78ZM142 122V123H141ZM146 122V123H145ZM75 123V124H76ZM142 125H141V124ZM144 123V124H143ZM149 123V124H148ZM158 123H161V124H158ZM165 123V124H164ZM167 123H168V126H167ZM171 125H170V124ZM153 124H157L158 125V127H157V125L156 126H153ZM134 125H136V126H134ZM140 125V126H139ZM146 125V126H145ZM148 125V126H147ZM150 125H152V126H150ZM161 125V126H160ZM165 125V126H164ZM174 125V124H173ZM134 126V127H133ZM145 126V127H144ZM135 127H136V129H135ZM143 127V128H142ZM166 127V129H164V128ZM169 127V128H168ZM173 127H177V126H173ZM145 128V129H144ZM147 128V129H146ZM152 128H153V130H152ZM154 128L156 129V130H154ZM160 128H162V129H160ZM168 128V129H167ZM6 128H5V126H1L0 125V132H2L3 130H5ZM165 130V133H162L161 131H163L164 132V130ZM167 130V131H166ZM183 130V129H182ZM46 131H48V130H46ZM219 131V133L222 131H220V130H218ZM167 132V133H166ZM183 133L182 134H186V132H187V129H185V131L183 130L182 131ZM217 131L215 130V133H216ZM151 133H153V132H151ZM218 132L216 133V134H219ZM221 133H223V134H219V135H216L215 136V134H214V139H213V143L210 141V144L212 145V146H209L210 144L209 143H207L208 144V146H206L207 147V149L205 148V152L203 153V149H199V148H196L195 150H196V152H197V154L200 156V158L198 159V162L200 161V160H202V161H200L199 162V164H210L209 163V160H211V159H214V160H217V158H213V157H211L210 155H217L218 156V154H215V153H218L217 152V147L218 148H221V149H219V151H221L224 147H225V145H226V143L228 142V147H230V143H231V141H230V134L228 133V132H225V130H224V132H221ZM155 134V133H154ZM161 134H164V135H161ZM227 134V135H226ZM153 135V134H152ZM156 136V137H155ZM169 136V137H168ZM180 137V138H177V137ZM227 137V138H226ZM161 138H164V140L163 139H161ZM222 138V139H221ZM225 138L227 139V140H225ZM96 139V140H95ZM166 139V140H165ZM178 139H181V141L184 143H179V140ZM220 139V140H219ZM176 140V141H175ZM222 140V141H221ZM229 140V141H228ZM94 141H96V143L94 142ZM161 141H162V143H161ZM169 141H171V142H169ZM180 141V142H181ZM220 141V142H219ZM99 142H102V143H100V145H99ZM214 142H216V143H214ZM173 143H174V146H171V145H173ZM97 146H96V145ZM21 145V149H20V152H22V154H23V152L24 153H28L29 151H34V149H36L37 147L36 146H32L30 143H29V141L28 140H23V142H19L18 143V147ZM23 145V146H22ZM168 145L170 146V147H168ZM175 145L176 146H178L179 147V149H178V147L176 148L175 147ZM181 145V146H180ZM219 145V146H218ZM223 145V146H222ZM85 146V147H84ZM102 147L101 148V150L102 151H100V148L99 147ZM105 148H107L105 145H103ZM159 146V147H158ZM165 146V148H163ZM167 146V147H166ZM187 146H188V148H187ZM231 146H234L233 145V143H232V145ZM24 147V148H23ZM34 147V148H33ZM87 147H89L90 149H87ZM99 148V149H96V148ZM151 147H153V146H151ZM150 147V148H151ZM162 147V148H161ZM94 148V149H93ZM146 149V150H150V154H149V152H146V151H143L144 149ZM182 148H183V150H182ZM210 148V149H209ZM17 149H18V151H17ZM16 149V153H15V155L16 156H18V154L17 153H19V148H17ZM87 150L86 151V153L84 152L85 150ZM143 149V150H142ZM167 149H168V151H167ZM188 149V150H187ZM199 151H198V150ZM82 150V149H81ZM92 150V151H91ZM95 150V152L93 153V151ZM100 151V153H98L99 151ZM163 150V151H162ZM178 150H180V151H178ZM206 150H208V151H206ZM27 151V152H26ZM154 151V152H153ZM165 151H167L168 152V154H167V152H165ZM176 151H177V153H176ZM215 151V152H214ZM85 154H84V153ZM142 152H144V153H142ZM179 152H180V154H179ZM213 152V153H212ZM98 153V154H97ZM147 153V154H146ZM152 153V154H151ZM160 153V154H159ZM174 153V154H173ZM205 153L207 154V156H205ZM157 154V155H156ZM163 154V155H162ZM78 155H80L79 153H78ZM149 155H151V157L149 156ZM153 155V156H152ZM166 155H168V156H166ZM201 155H202V157H201ZM219 155H221V157H218V161H220V160H225V156L224 155H222V154H219ZM3 156V153H2V149L0 150V157H2ZM83 156V157H82ZM157 156V157H156ZM169 156H170V158H169ZM204 156V157H203ZM101 159H100V158ZM146 157V156H145ZM163 157V158H162ZM154 158H155V160H154ZM202 158V159H201ZM98 159H100V160H98ZM154 161H153V160ZM188 159V160H187ZM13 160V161H12ZM12 160H9V166H10V168H9V170L10 169H13L14 168V163H15V161H16V159H15V161H14V159H12ZM151 160H152V162H151ZM158 160V161H157ZM165 160V162L163 163V161ZM214 160H212L213 161V163H216ZM11 161L13 162V163H11ZM96 161H98L97 163H96ZM101 161V162H100ZM102 161L104 162V163H106V164H103L102 163ZM187 161V162H186ZM160 162H162L161 164H160V166H159V163ZM174 162V163H173ZM101 163V164H100ZM150 163V165H147V164H149ZM213 163H212V165H213ZM145 164V165H144ZM188 164H189V167H188ZM204 164V165H205ZM97 165V166H96ZM138 165V166H137ZM155 165H156V167H155ZM158 165V166H157ZM13 166V167H12ZM76 166H75V168H76ZM144 166V167H143ZM149 166H153L152 168H150ZM169 166H170V170H169ZM187 166V167H186ZM139 167V168H138ZM160 167V168H159ZM145 170H144V169ZM156 168V169H155ZM165 168V169H164ZM143 169V170H142ZM152 169V170H151ZM160 169V170H159ZM102 170V171H101ZM157 170H159V171H157ZM171 170H174V171H171ZM26 171V170H25ZM24 171V172H25ZM101 171V173H102V175L100 176V174L98 175V173ZM169 171H171L172 172V174L171 175H169L168 174V172ZM5 170H2L1 171V173H0V175H6L7 174V172H5ZM75 172H77V173H75ZM74 173H72V177L70 178L71 179V182L70 183H72V182H74V184H71L70 185V183H69V185H68V183L66 184V185H63V184H59V182H57V183H55L56 185H55V190L54 189H51V192L49 191V193H47V192H45V191H43L42 189V187H38V189L39 190H37V191H35V192H33L31 195V197H33V198H28L27 197V199L28 200H26V205L28 206V208L26 209V212L29 214H33V213H38L39 211H41L42 209H44V208H42L41 207V205L43 204L44 205V203H46V206H56V207H54L55 208V210H48V212H49V214L50 215H54V217H57V218H49L50 220H48L47 221V223L45 224V223H41L40 225H39V227H41V228H44L43 230H42V233H40L41 232V228L39 229V227H37L38 229V232H36V233H38V234H36V233H34L35 231V227H34V230H33V233H32V236L34 237L35 236V238H36V241L38 240V238H42V237H44L45 235L47 236L46 238H51V239H54V237H55V239L57 238H61V235H59V233L61 232V229L62 228H67V226H69V225H71V223H72V225H73V220L74 219H77L78 218V216H76L75 214V212L77 211V209H79V208H77L76 209V207H74L73 205L71 206V204H73V198L75 199V197H76V195L75 194H77V191L78 190H82V192H80V194L82 193H84L83 192V190H84V188L82 187L83 185H82V183H80L82 180H80V173H78V171H75ZM155 172V173H154ZM157 172V173H156ZM84 173H83V175H84ZM105 173V172H104ZM149 173V174H148ZM80 174V175H79ZM141 174V175H140ZM168 174V175H167ZM176 174V175H175ZM200 174V173H199ZM136 175V176H135ZM208 175H210V176H208L209 177V179H206V177H205V179L204 178H200V180L202 181V186H204L205 187V189L207 190V192H205V193H207V194H209V193H211V192H213L212 191V189H214L216 186H226L227 184L226 183H223V184H221V183H217V182H213L214 180H216L215 178H213L214 180H210V179H212L211 178V174H208ZM74 176V177H73ZM89 176L87 177V178H89ZM149 176V177H148ZM196 176H199V175H196ZM240 176V177H239ZM261 176L262 177H264V174L262 173L261 174ZM2 177H7V176H2ZM170 177V178H169ZM213 177V176H212ZM215 177V176H214ZM14 178V179H13ZM142 178V179H141ZM153 178V179H152ZM175 178V179H174ZM179 178V179H178ZM181 178V179H180ZM19 176H15L14 175V177H12V178H10V176L7 178V180H6V184H7V186H6V190L8 189V188H17V187H19L20 186V182H18L19 180ZM70 179H69V181H70ZM94 181H93V180ZM144 179V180H143ZM160 179V180H159ZM106 180H107V185L106 186H104V183L106 182ZM116 180V181H115ZM143 180V181H142ZM177 182H176V181ZM218 180H220L219 178H218ZM90 181V182H89ZM101 181H103L102 182V184H100L101 183ZM105 181V182H104ZM141 181H142V184H141ZM148 181V182H147ZM83 182V181H82ZM94 184H93V183ZM9 183H12L10 186H8V184ZM94 185H92V184ZM97 183L98 184H100V185H97ZM108 183H110V184H112V185H108ZM113 183H114V186H113ZM117 183V184H116ZM163 183V184H162ZM172 183V184H171ZM236 183H238L237 185H240V187L242 188V189H244V190H251L252 191V188L253 187H255V185H253V183H252V179L248 176H244V175H238V180H237V182H235V184ZM116 184V185H115ZM144 184V185H143ZM165 184V185H164ZM174 184H176V186L174 185ZM187 184V183H186ZM185 183L183 184V185H186ZM42 185H43V183H42ZM61 185L63 186L62 188H61ZM72 185H76L77 187H73ZM103 185V186H102ZM133 185H136V186H133ZM159 185V186H158ZM188 185V184H187ZM116 186V187H115ZM118 186H121L120 188H118ZM180 186H181V188H182V190H184V191H181V188H180ZM52 187V186H51ZM115 187V188H114ZM122 187V188H123ZM133 187V188H132ZM135 187V188H134ZM141 187V188H140ZM160 187V188H159ZM82 188V189H81ZM117 188V190H112V189H116ZM121 188V189H122ZM161 188H163V189H161ZM165 188V189H164ZM4 188L3 187H0V191H2ZM127 189V190H126ZM122 191V190H121ZM150 191V192H149ZM37 192V193H36ZM44 192V193H43ZM113 192H115V195H114V193ZM146 192H147V194H146ZM186 192V193H185ZM122 194H123V198H122V195L120 194V196H121V198H122V201H123V199L126 197V196H128V195H126V196H124L125 195V192H121ZM150 193V194H149ZM156 193V194H155ZM80 194H79V196H80ZM82 194H81V196H82ZM161 194V195H160ZM101 195V196H100ZM105 195V196H104ZM97 196V197H96ZM107 196V197H106ZM108 196H110V197H112L113 196V198H108ZM131 196V197H130ZM151 196H155V197H151ZM13 197H15V195L14 196H11L9 199L10 200H12L13 199ZM102 197V198H104V201H100L101 199L100 198ZM174 197V198H173ZM176 197V198H175ZM36 198H39L38 200L36 199ZM49 198V199H48ZM70 198V199H69ZM108 198V199H107ZM172 198V199H171ZM36 199V201L34 202V200ZM105 199H107V200H109L110 199V201L108 202L107 200H105ZM1 200H2V197L0 196V202H1ZM29 200H30V203H29ZM32 200V201H31ZM75 200H77V199H75ZM128 201V197L125 199V201ZM154 200V201H155ZM168 200V201H167ZM172 200V201H171ZM177 200V201H176ZM15 200H12V202L13 203H15L14 202ZM45 201V202H44ZM98 201H100L101 203H99ZM152 201V200H151ZM63 203V204H59V203ZM97 202H98V204H97ZM124 202V201H123ZM131 202V203H132ZM190 202V203H189ZM195 202H197V203H195ZM126 203V202H125ZM170 203V204H169ZM180 203V204H179ZM29 204H30V206H29ZM53 204H56V205H53ZM94 204L92 203V205H93V207H95L94 206ZM133 204V203H132ZM173 204V205H172ZM182 204V205H181ZM184 204V205H183ZM12 205H14V204H12V203H10V204H8L7 206H10V208L11 209H13L12 207ZM59 205V206H58ZM69 206L70 205V207H66V206ZM92 205L90 206L89 205V207H92ZM166 205V207H164ZM201 205V206H200ZM173 206H175L176 208H178V209H176L175 207H173ZM184 206H186L187 208H188V211H186L187 209H186V207H184ZM209 206V207H208ZM92 207V208H93ZM97 208V206H96V209H100V208ZM102 207V206H101ZM189 207H190V209H189ZM164 208V209H163ZM193 208V209H192ZM81 209V208H80ZM91 209V208H90ZM95 208H93V209H91V210H96ZM82 210H83V208H82ZM195 210V211H194ZM174 211H175V213H174ZM185 211V212H184ZM189 211H190V213H189ZM26 212L25 213H22V212H18V211H14V213L13 214H15L16 216H19V217H21L20 216V214H24V218L26 217ZM78 212V211H77ZM166 212V211H165ZM182 212V213H181ZM187 212V213H186ZM193 212V213H192ZM81 213V212H80ZM114 213H117V211L116 212H114ZM185 213V214H184ZM236 213H238V214H240V215H238V214H236ZM12 214V215H13ZM82 214V213H81ZM149 214V213H148ZM147 214V215H148ZM177 214H180V216L179 215H177ZM191 214H192V216H191ZM244 214V215H246V216H242V215ZM146 217H144V218H147V215H146V213L144 214ZM173 217V219H172V217ZM187 215H189V216H187ZM238 215V216H237ZM186 216V217H185ZM241 216V217H240ZM13 217V216H12ZM35 217H36V214H35ZM71 217V218H70ZM77 217V218H76ZM174 217H177V218H174ZM187 217H189V218H187ZM149 218V217H148ZM171 218V219H170ZM184 218V219H183ZM166 219V220H165ZM170 219V220H169ZM179 219V220H178ZM190 219V220H189ZM173 220H175V221H173ZM178 220V221H177ZM182 220V221H181ZM184 220V221H183ZM188 220V221H187ZM69 221H70V224H69ZM136 221H137V219H136ZM68 222V223H67ZM157 222V223H156ZM161 222H162V225H161ZM168 222V223H167ZM176 222V223H175ZM181 222H183L182 224H179V223H181ZM2 223H3V221L2 222H0V228H2V227H5L6 226V222H5V224L4 225H2ZM139 223V226H140V228H141V225H142V228H145V227H143L144 226V224H142V222H140V220H139V218H138V222H137V224ZM143 223H145V222H143ZM161 225V227H160V225ZM173 223V224H172ZM186 225H185V224ZM136 224V225H137ZM156 224V225H155ZM184 224V225H183ZM188 224H191V226L190 225H188ZM195 224H196V226H195ZM249 226H248V225ZM47 227H46V226ZM111 226L113 225V224H110ZM109 225V227L110 228H108V230L109 231H111L110 229H112V230H114L115 228L112 226H110ZM135 225V226H136ZM158 225V226H157ZM165 225V226H164ZM169 225V226H168ZM246 225V226H245ZM44 226V227H43ZM138 226V225H137ZM137 226L136 227H134V228H137ZM154 226H156L157 228H155L154 229ZM162 226H164V227H162ZM166 226H168V227H170V229H173V228H175V229H173L172 231L171 230H166V231H171V232H174L175 231V233H169L167 236H166V234H164L165 232V229L164 228H166ZM182 226V227H181ZM187 226H189V227H187ZM242 226V227H241ZM176 227L178 228H182L181 230L183 231V232H181L180 231V229L177 231V229H176ZM190 227H191V229H190ZM196 227V228H195ZM223 227V228H222ZM229 227V228H228ZM248 227V228H247ZM160 228H162L163 229V231L160 229ZM194 228V229H193ZM220 228H222L221 230H220ZM233 228V229H232ZM251 230H250V229ZM154 229V230H153ZM197 229V230H196ZM224 229V230H223ZM231 231H230V230ZM234 229H235V231H234ZM250 231H249V230ZM49 230V231H48ZM59 230H60V232H59ZM116 230V229H115ZM114 230V231H115ZM189 230V231H188ZM190 230H192V231H190ZM202 230V231H201ZM247 230L250 232H247ZM47 231V232H46ZM58 233H57V232ZM108 231V232H109ZM112 232V234L114 233V235L116 236H118L119 235V232L118 231H115V232ZM153 231V232H152ZM161 233H160V232ZM180 231V232H179ZM201 231V232H200ZM225 231H226V233H225ZM233 231V232H232ZM116 232H118L117 234H116ZM164 232V233H163ZM189 232V233H188ZM210 232V233H209ZM215 232V234H212V233H214ZM221 232V233H220ZM224 232V233H223ZM10 233H12V230L11 229H7V230H4V233H1L0 232V239L4 242L3 244V248L2 247H0V258H2L3 257V259H0V262L2 261V263H4V262H6V264H10V262L11 261H13V259L12 258H15L14 257V255L15 256H17V252H15L14 251V248H15V246H17V247H19V248H21V249H24L25 247H30V242L28 243V242H26L25 240H24V236H23V232L21 231V237L23 238V239H21L18 235L16 236L17 238H16V240H15V238L14 237H12L11 235H10ZM41 234V236H39L40 234ZM45 233V234H44ZM110 233V232H109ZM148 233V234H149ZM156 233V234H155ZM158 233H160V234H158ZM217 233V234H216ZM250 235H249V234ZM42 234H43V236H42ZM154 234V235H153ZM175 234L177 235H179V234H181V235H177L178 236V238H177V236H175ZM183 234H184V237H185V239L183 238ZM190 235L189 237L188 236H186V235ZM223 234V235H222ZM227 234V235H226ZM231 234V235H230ZM239 234V235H238ZM171 235L175 238H173V237H171ZM201 235V236H200ZM215 235V236H214ZM218 235V236H217ZM233 235L235 236V237H233ZM8 236V237H7ZM37 236H38V238H37ZM117 236H116V239H117ZM121 236V235H120ZM166 236V237H165ZM181 236V237H180ZM207 236V237H206ZM210 236V237H209ZM221 236V237H220ZM232 236V237H231ZM10 237V238H9ZM20 238V240H23V241H21V242H19L18 241V239ZM26 237V236H25ZM114 237V236H113ZM113 237H111V239L113 238ZM161 239H159V238ZM163 238V241H162V238ZM168 237V238H167ZM200 237H201V239H200ZM231 237V238H230ZM12 238V239H11ZM13 238H14V240L15 241H13ZM27 238V237H26ZM119 238H121V237H119ZM149 238V239H148ZM154 238H156V239H154ZM169 239V240H167V239ZM173 238V239H172ZM183 238V239H182ZM197 238V239H196ZM199 238V239H198ZM216 238V239H215ZM226 238V239H225ZM244 238V239H243ZM245 238H247V239H249V241L247 240V239H245ZM34 239V238H33ZM54 239V240H55ZM173 241H172V240ZM179 239H180V241H179ZM188 239V240H187ZM222 239V240H221ZM139 240V241H140ZM160 241V243H159V241ZM176 240V241H175ZM178 240V241H177ZM185 240V241H184ZM196 240V241H195ZM211 240H213L212 242H210ZM234 240V241H233ZM250 240H251V242H250ZM18 241V242H17ZM33 241V240H32ZM35 241V239H34V241L33 242H36ZM156 241V242H155ZM161 241H162V243H161ZM164 241H165V243H164ZM189 243H188V242ZM199 241V242H198ZM206 241H207V245L208 246H206ZM218 241H221V242H218ZM231 241H232V244H230L231 243ZM158 242V243H157ZM175 242V243H174ZM182 242V243H181ZM192 242V243H191ZM208 242H210V243H208ZM214 242V243H213ZM217 242V243H216ZM151 245H150V244ZM154 243V244H153ZM185 243V244H184ZM193 243L195 244V245H193ZM223 243V244H222ZM229 243V244H228ZM242 245H240V244ZM249 245H248V244ZM15 244V245H14ZM23 244H25V245H28V246H25V245H23ZM145 244V243H144ZM157 244V245H156ZM172 244V245H171ZM174 244V245H173ZM211 244V245H210ZM214 244H215V246H214ZM218 244V245H217ZM239 244V245H238ZM156 245V246H155ZM165 245V246H164ZM159 246V247H158ZM170 246V247H169ZM172 246H174V247H172ZM230 246V247H229ZM234 246V247H233ZM249 247V248H247V247ZM161 247V248H160ZM164 247H165V250H164ZM193 247V248H192ZM197 247H199V248H197ZM241 247V248H240ZM41 248V247H40ZM157 248V249H156ZM171 248V251L173 250V252H171V251H168L169 249ZM172 248H175V249H172ZM223 248V249H222ZM233 248V249H232ZM144 249H142L141 251H143ZM156 251V252H153L154 250ZM158 249H159V252H158ZM168 249V250H167ZM245 249V250H244ZM250 249V250H249ZM15 252L14 254H13V251ZM26 250V249H25ZM40 249L38 248V249H35V251H34V254L35 255H33L32 257H34V256H36L35 258H33L32 259V261L34 260L35 261V264H45L46 262V259H47V255H48V253H47V251H46V249L45 250H42V251H39ZM146 250H144V251H146ZM167 250V251H166ZM224 250V251H223ZM226 250V251H225ZM230 250V251H229ZM237 250V251H236ZM239 250V251H238ZM241 250V251H240ZM5 251V252H4ZM144 251L142 252V254L144 253ZM151 251V253L153 254V256H154V258H153V256L151 257V253H148V252H150ZM243 251H245V252H243ZM247 251V252H246ZM248 251H250V252H248ZM4 252V253H3ZM164 252V253H163ZM167 252V253H166ZM169 252V253H168ZM227 253V254H225V253ZM234 252V253H233ZM6 253V254H5ZM156 253L159 255V254H162V255H160V256H156ZM166 253V254H165ZM171 253V254H170ZM238 253H240V254H238ZM246 253V254H245ZM2 254H4L5 256H2ZM141 254V256H145L144 254L142 255ZM165 254V255H164ZM243 254V255H242ZM7 255V256H6ZM149 255V256H148ZM164 255V256H163ZM166 255H167V257H166ZM168 255H169V257H168ZM247 257H246V256ZM251 257H250V256ZM2 256V257H1ZM171 256V257H170ZM240 256V257H239ZM244 256V257H243ZM147 257H145V258H147ZM153 258V259H150V258ZM161 257V258H160ZM175 257V258H174ZM239 257V258H238ZM242 257V258H241ZM264 257V256H263ZM90 258H92L93 259V257H90ZM156 258V259H155ZM158 258H160V259H158ZM162 258H165L164 260L162 259ZM89 259V258H88ZM87 259V260H88ZM169 259V260H168ZM172 261H171V260ZM241 259V260H240ZM243 259H245V260H243ZM250 259H251V261H250ZM15 260H18L19 261V259L17 258V259H15ZM91 260V259H90ZM89 260V261H90ZM162 260H163V262H162ZM174 260V261H173ZM236 260V261H235ZM237 260L239 261V262H237ZM243 260V261H242ZM248 260V261H247ZM89 261H88V263H89ZM147 261H145V264H148V262ZM153 261V262H152ZM155 261V262H154ZM168 261V262H167ZM260 261V262H259ZM259 261H257V262H259L260 264H264V260H259ZM152 262V263H151ZM166 262V263H165ZM172 262V263H171ZM235 262V263H234ZM241 262V263H240ZM87 263V262H86ZM258 263V264H259ZM25 264H27V263H25Z\"/></svg>",
	"mask_w": 264,
	"mask_h": 264
}]
</instances>
